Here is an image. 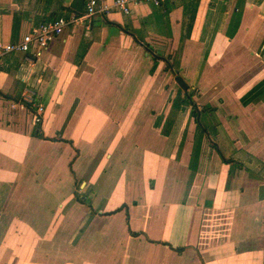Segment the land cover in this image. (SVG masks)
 <instances>
[{
	"label": "crops",
	"instance_id": "1",
	"mask_svg": "<svg viewBox=\"0 0 264 264\" xmlns=\"http://www.w3.org/2000/svg\"><path fill=\"white\" fill-rule=\"evenodd\" d=\"M86 1L0 0V45ZM108 11L0 57V264H264V0Z\"/></svg>",
	"mask_w": 264,
	"mask_h": 264
},
{
	"label": "built area",
	"instance_id": "2",
	"mask_svg": "<svg viewBox=\"0 0 264 264\" xmlns=\"http://www.w3.org/2000/svg\"><path fill=\"white\" fill-rule=\"evenodd\" d=\"M154 5L159 6L164 0H150ZM139 0H114L111 6L101 5L98 0H87L85 11L80 16H70L69 18L58 17L52 21L44 22L38 27L31 29L16 43L0 45V57L6 53L20 52L28 57L40 56L44 50L63 32L70 24L89 22L97 15L107 14L110 8L122 12L125 15L130 13V5ZM22 101L35 110L34 121H41L43 107L39 103L34 90H27L22 95Z\"/></svg>",
	"mask_w": 264,
	"mask_h": 264
},
{
	"label": "water",
	"instance_id": "3",
	"mask_svg": "<svg viewBox=\"0 0 264 264\" xmlns=\"http://www.w3.org/2000/svg\"><path fill=\"white\" fill-rule=\"evenodd\" d=\"M175 74H177V72H175ZM175 82L177 83V85L183 90V91H187V84L185 83V81L183 80V78L181 76H179L178 74L175 76Z\"/></svg>",
	"mask_w": 264,
	"mask_h": 264
},
{
	"label": "trees",
	"instance_id": "4",
	"mask_svg": "<svg viewBox=\"0 0 264 264\" xmlns=\"http://www.w3.org/2000/svg\"><path fill=\"white\" fill-rule=\"evenodd\" d=\"M187 99L190 101V104H192V110H191V114L193 118H196L198 115V111L196 110V108L194 107L195 105L191 102V95L187 94ZM204 110L207 111H212V109L210 107H205Z\"/></svg>",
	"mask_w": 264,
	"mask_h": 264
},
{
	"label": "rangeland",
	"instance_id": "5",
	"mask_svg": "<svg viewBox=\"0 0 264 264\" xmlns=\"http://www.w3.org/2000/svg\"><path fill=\"white\" fill-rule=\"evenodd\" d=\"M174 74H175V73H174ZM190 93H191L190 95H192V94H194L195 92H194V91H191ZM196 107H197V109H198V107H200V106L196 105Z\"/></svg>",
	"mask_w": 264,
	"mask_h": 264
}]
</instances>
